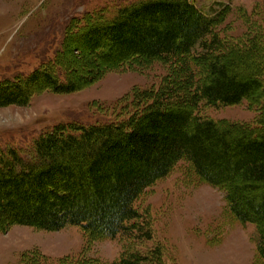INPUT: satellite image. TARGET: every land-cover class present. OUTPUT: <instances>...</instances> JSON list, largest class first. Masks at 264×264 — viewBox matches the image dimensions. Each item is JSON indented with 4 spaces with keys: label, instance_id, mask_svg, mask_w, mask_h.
Listing matches in <instances>:
<instances>
[{
    "label": "trees",
    "instance_id": "16d2710c",
    "mask_svg": "<svg viewBox=\"0 0 264 264\" xmlns=\"http://www.w3.org/2000/svg\"><path fill=\"white\" fill-rule=\"evenodd\" d=\"M229 11L223 5L207 17L188 0H136L85 13L68 22L52 60L0 82L3 107L24 105L44 90L75 92L125 63L162 60L172 68L159 89L135 91L103 123L58 124L27 156L1 153L0 233L13 225L73 226L92 240L149 241L152 218L134 204L182 163L224 193L234 220L255 226L256 260L264 264V19L246 21L247 33L231 40L217 30ZM89 56L95 62L82 77L73 66ZM242 101L258 106L255 122L199 115L202 104ZM58 264L100 263L84 257ZM114 264H164L162 249H125Z\"/></svg>",
    "mask_w": 264,
    "mask_h": 264
},
{
    "label": "rangeland",
    "instance_id": "374dc122",
    "mask_svg": "<svg viewBox=\"0 0 264 264\" xmlns=\"http://www.w3.org/2000/svg\"><path fill=\"white\" fill-rule=\"evenodd\" d=\"M136 0H0V82L27 76L52 60L64 31L74 17L101 9H116ZM207 17L223 5L230 11L218 26L222 36L237 40L248 30L246 21L264 19V0H188ZM254 12L253 14H251ZM82 43L83 39L75 40ZM85 60V59H84ZM73 66L86 77L88 61ZM172 73L171 64L155 60L108 69L72 93L40 91L24 105L0 107V154L15 149L27 156L33 142L58 124L89 126L103 123L116 106L135 91L157 90ZM264 78V77H263ZM258 106L248 101L234 106H205L199 115L217 121L251 124ZM152 218L149 241L117 236L88 239L79 227L46 231L13 225L0 233V264H58L61 259L87 258L114 264L126 249L145 254L160 246L164 264H259L258 235L253 224L241 225L228 213L224 193L199 182L178 164L134 204Z\"/></svg>",
    "mask_w": 264,
    "mask_h": 264
}]
</instances>
